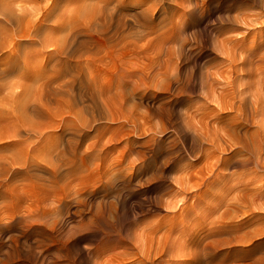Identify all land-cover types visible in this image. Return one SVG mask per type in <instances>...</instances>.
Returning <instances> with one entry per match:
<instances>
[{
  "label": "clouds",
  "instance_id": "9594fccd",
  "mask_svg": "<svg viewBox=\"0 0 264 264\" xmlns=\"http://www.w3.org/2000/svg\"><path fill=\"white\" fill-rule=\"evenodd\" d=\"M0 264H264V0H0Z\"/></svg>",
  "mask_w": 264,
  "mask_h": 264
}]
</instances>
